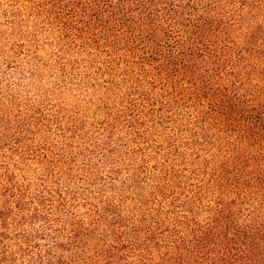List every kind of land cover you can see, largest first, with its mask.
<instances>
[{
  "label": "trees",
  "instance_id": "1",
  "mask_svg": "<svg viewBox=\"0 0 264 264\" xmlns=\"http://www.w3.org/2000/svg\"><path fill=\"white\" fill-rule=\"evenodd\" d=\"M28 1L46 43L105 78L104 143L125 133L138 197L125 212L113 167L86 166L81 192L52 185L47 163L30 178L15 136L0 151V264H264V0ZM61 107L58 135L83 134Z\"/></svg>",
  "mask_w": 264,
  "mask_h": 264
},
{
  "label": "rangeland",
  "instance_id": "2",
  "mask_svg": "<svg viewBox=\"0 0 264 264\" xmlns=\"http://www.w3.org/2000/svg\"><path fill=\"white\" fill-rule=\"evenodd\" d=\"M28 5V0H20L19 4L0 0V151L9 154L12 138L20 137V146L28 153L30 166L26 172L30 178L34 176L32 170L42 171L43 163H47L51 166L48 176L52 185L55 177H62L64 185L78 192L88 185L90 173L86 166L92 174L98 171L102 176L113 167L119 173L115 185L107 189L128 193L132 199H128L124 209L129 212L138 195L126 184L132 169L127 164L129 160L120 161L115 149L125 133L117 131L111 145L104 143L102 108L108 100L104 88L107 82L97 78L83 58L73 63L70 56L58 53L53 43H46L56 34L49 30L50 26L39 30L40 24ZM61 106L68 114H74L73 124L79 123L85 129L83 134L78 132L75 138L72 132L58 135L50 118ZM46 122L48 127L43 126ZM71 154L76 159L73 169H67ZM77 207L76 216L71 213V206L65 207L57 225L65 226V221L73 216L84 217L87 208Z\"/></svg>",
  "mask_w": 264,
  "mask_h": 264
}]
</instances>
